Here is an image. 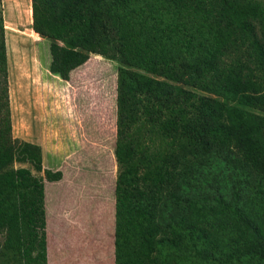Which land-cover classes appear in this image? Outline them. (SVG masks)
<instances>
[{
  "label": "trees",
  "instance_id": "trees-1",
  "mask_svg": "<svg viewBox=\"0 0 264 264\" xmlns=\"http://www.w3.org/2000/svg\"><path fill=\"white\" fill-rule=\"evenodd\" d=\"M29 4L31 19L22 17L17 24L48 41L47 68L60 79L68 80L69 72L90 54L142 71L116 67L114 264H166V256L177 264L183 252L202 255L205 243L226 262L230 257L236 264H264V211L247 210L234 189L228 200L214 197L217 206L228 210L225 214L218 210L209 216L211 206L182 198L197 186L196 174L204 166L211 168L209 159H217V171L229 166L243 182L254 179L264 193V116L253 111H264V2ZM4 33L0 15L1 248L14 250L26 264H45L42 178L13 163L31 164L48 181L61 173L42 169L38 145L11 135ZM230 53L236 56L226 62L223 55ZM94 70L97 84L92 78L88 82L99 88L102 78ZM157 140L161 144L156 146ZM222 220L228 227L226 249L202 227Z\"/></svg>",
  "mask_w": 264,
  "mask_h": 264
},
{
  "label": "rangeland",
  "instance_id": "rangeland-1",
  "mask_svg": "<svg viewBox=\"0 0 264 264\" xmlns=\"http://www.w3.org/2000/svg\"><path fill=\"white\" fill-rule=\"evenodd\" d=\"M0 15L3 33L9 28L7 39L4 33V42L11 135L24 141L38 138L42 140L43 147H47L44 155L45 166L41 163L42 169L58 168L63 162L62 157L67 156L69 159V165L65 169L68 175L65 173L63 178L60 175V178L53 182L45 179L42 170L35 171L27 162L13 163L14 167H27L33 175L40 176L43 190L44 186L46 187L45 196L43 191L48 215L47 227L44 226L45 264H114V205L111 202L106 206L104 194L94 196L92 191L87 190L94 187L91 184V175L87 172L89 169L92 171L97 165L94 164V167L90 165V168L86 164L88 160L84 154L86 148L98 146L96 141H92L96 137L95 126L102 128L99 133L105 132L111 143L109 147H114L116 67L141 70L127 66L116 59L90 54L82 64L69 72L67 81H62L56 74L48 71V41L39 35H34V31L31 32L17 24V20L22 17L28 21L31 19L29 0L24 2L0 0ZM26 33H29V38L25 36ZM235 56L234 53L223 55L226 62L233 60ZM95 68L98 69L97 75L102 78L99 88L98 86L94 88L89 83L92 78L91 82L97 84L93 76ZM3 86L1 80L0 93ZM103 86H105L104 92H102ZM108 93L111 96L109 100ZM1 101L0 98V103ZM253 111L264 116V111L255 109ZM88 134L94 137L90 138ZM71 141L74 145L69 147L67 143ZM155 144L160 145L161 141L157 140ZM217 162V159L213 161L209 159L211 168L204 166L202 174H196L197 186L184 192L182 198L188 196L193 198L196 204H204L206 208L208 205L211 206L212 210L207 209L209 216L216 214L218 210H223L225 214L228 210L224 209L225 206H217L214 197L220 200L219 196H222L228 200L231 196L229 191L234 189L238 193L237 201L241 205H247V210L252 208L264 211V200H262L264 193L255 186V180L243 182L241 176L234 175L237 169H231L229 166L217 171L214 168L218 166ZM64 164L65 162L63 166ZM114 170L116 173V165ZM263 187L264 184L260 188ZM166 202L170 205L172 203L169 199ZM43 203L45 204L44 200ZM259 205L262 208L261 206L259 208ZM63 216L65 219L62 220ZM219 223L211 227L207 221L202 227L211 231L214 237L224 243L226 249L230 247L226 246L228 227L224 220ZM3 239L4 231H1L0 264H26L24 258L14 250L1 248ZM203 246L205 250L202 255L194 251L179 254L177 264H236L235 258L228 257L226 262L223 260L226 258L224 255L221 257L206 243ZM34 254L31 252L32 256ZM166 259H168L166 264H174V258L166 256ZM29 264H39V262L34 260Z\"/></svg>",
  "mask_w": 264,
  "mask_h": 264
},
{
  "label": "crops",
  "instance_id": "crops-1",
  "mask_svg": "<svg viewBox=\"0 0 264 264\" xmlns=\"http://www.w3.org/2000/svg\"><path fill=\"white\" fill-rule=\"evenodd\" d=\"M77 68V67H75ZM73 70V69H72ZM62 80V79H61ZM62 81H67V80H62ZM69 126V125H68ZM96 132H95V138L92 141H96V143L98 144V146L96 147H88L85 149V158H87V163L89 166L91 165L92 167H94L95 165H97L92 171L89 169V172H87L88 174L90 173V177L92 179V185H94L93 188H87V190H90L94 193V196L97 194H104V204L109 205V203L112 202V204L114 205V185H115V179H116V173L114 170V167L116 165L115 162V157H114V152H113V148L114 147H109L110 146V142H109V136H107V134L105 132H101V134L99 133V131L102 129H100L99 126H95ZM88 136L94 137L91 134H88ZM69 141V140H68ZM91 141V142H92ZM33 144H36L40 147V156H41V163L42 166L44 165V155L45 154V149L47 147H43L42 145V140L40 138L38 139H32V141H27ZM115 142V139H114ZM114 142H113V146H114ZM71 146L74 145L73 141L67 143ZM64 154V153H63ZM62 154V155H63ZM61 155V157H62ZM63 159V162H65L64 166H63V162L60 165V167L55 168V169H59L61 170V176L62 178L67 174V170L65 171L66 167H68V162L69 159L67 156H65L64 158L62 157L61 160ZM95 164V165H94ZM90 166V168H91ZM63 167V168H62ZM50 169H52L51 167H48ZM100 168V170L98 169ZM49 169V170H50ZM55 169H52L51 171H56ZM58 170V171H59ZM74 171H79V170H74ZM72 171V173L74 172ZM87 171V169H86ZM56 181V180H53ZM50 181V182H53ZM72 182V180H70ZM89 182V181H88ZM44 196H45V192H46V187L44 186ZM75 191V190H73ZM93 199V198H92ZM45 201L44 204V217H45V222L46 224L44 226L47 227V211H46V199H43ZM114 213V210H113ZM67 217V215H66ZM61 219H65L64 216L61 217Z\"/></svg>",
  "mask_w": 264,
  "mask_h": 264
}]
</instances>
